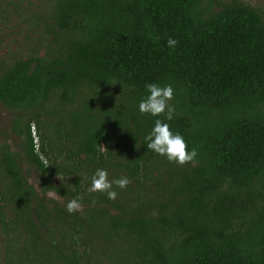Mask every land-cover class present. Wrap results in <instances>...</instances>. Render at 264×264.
Returning a JSON list of instances; mask_svg holds the SVG:
<instances>
[{"label": "trees", "instance_id": "1", "mask_svg": "<svg viewBox=\"0 0 264 264\" xmlns=\"http://www.w3.org/2000/svg\"><path fill=\"white\" fill-rule=\"evenodd\" d=\"M213 2L38 0L0 63V264H264V9ZM157 119L192 162L147 149ZM97 169L130 183L90 193Z\"/></svg>", "mask_w": 264, "mask_h": 264}, {"label": "clouds", "instance_id": "2", "mask_svg": "<svg viewBox=\"0 0 264 264\" xmlns=\"http://www.w3.org/2000/svg\"><path fill=\"white\" fill-rule=\"evenodd\" d=\"M176 44L177 41L172 38L167 40V45L169 47L174 48ZM146 89L150 94L139 103V112L154 117L165 115L167 120H171L174 112V108L169 104V101L173 98V89L171 85L160 87L155 83H150L146 85ZM145 141L148 150L166 157L170 163H175L178 166H183L192 162L197 155L195 148L189 151L184 138L178 133L174 134L170 130L169 124L160 119L155 121L154 127L148 135L145 136ZM129 183L130 180L127 177L109 181L107 171L97 169L91 178V186L88 188V192L106 193L108 199L114 200L117 193L112 190L113 185H116L120 189H124ZM81 199L82 197L78 196L70 200L65 206L66 211L71 214L82 210V205L79 203ZM93 203H95V201H93Z\"/></svg>", "mask_w": 264, "mask_h": 264}, {"label": "rangeland", "instance_id": "3", "mask_svg": "<svg viewBox=\"0 0 264 264\" xmlns=\"http://www.w3.org/2000/svg\"><path fill=\"white\" fill-rule=\"evenodd\" d=\"M243 1L264 9V0ZM13 3L11 5L8 3L6 6L0 4V63L10 60L18 53L23 54L28 41L25 34L27 21L31 20V15L39 5L38 0H14ZM215 8L216 4L211 0V9ZM9 117L10 111L0 104V124L6 125ZM48 194L55 196L52 191H49Z\"/></svg>", "mask_w": 264, "mask_h": 264}, {"label": "built area", "instance_id": "4", "mask_svg": "<svg viewBox=\"0 0 264 264\" xmlns=\"http://www.w3.org/2000/svg\"><path fill=\"white\" fill-rule=\"evenodd\" d=\"M30 131H31V135L33 137L34 146L36 147L37 140H36V134H35V129H34L33 124L30 125Z\"/></svg>", "mask_w": 264, "mask_h": 264}]
</instances>
